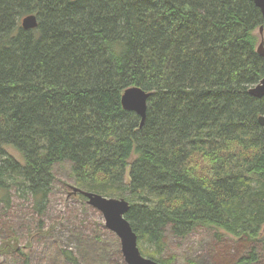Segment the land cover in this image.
<instances>
[{
	"label": "trees",
	"instance_id": "trees-1",
	"mask_svg": "<svg viewBox=\"0 0 264 264\" xmlns=\"http://www.w3.org/2000/svg\"><path fill=\"white\" fill-rule=\"evenodd\" d=\"M261 27L251 0H0V201L43 217L69 162L76 188L129 202L160 264L168 230L264 241ZM131 87L151 93L142 127Z\"/></svg>",
	"mask_w": 264,
	"mask_h": 264
},
{
	"label": "rangeland",
	"instance_id": "rangeland-1",
	"mask_svg": "<svg viewBox=\"0 0 264 264\" xmlns=\"http://www.w3.org/2000/svg\"><path fill=\"white\" fill-rule=\"evenodd\" d=\"M54 174L43 217L35 214L30 200L15 193L10 204L0 201V264H71L65 252L72 253L79 264H126L120 239L106 227L102 213L82 195L73 194L71 164L55 165ZM217 234L198 228L186 238H177L168 230L162 257L173 259V264H237L251 259L255 248L257 256L251 264H264V241L219 239Z\"/></svg>",
	"mask_w": 264,
	"mask_h": 264
},
{
	"label": "water",
	"instance_id": "water-1",
	"mask_svg": "<svg viewBox=\"0 0 264 264\" xmlns=\"http://www.w3.org/2000/svg\"><path fill=\"white\" fill-rule=\"evenodd\" d=\"M251 1L261 10L264 17V0ZM38 24V18L35 15H29L21 21V26L25 31L37 29ZM259 33L261 37L264 36V27L260 28ZM257 52L264 60V41L260 43ZM249 94L257 99L264 98V78L259 84L249 90ZM150 97L151 93L139 87L128 88L122 95L121 103L123 109L138 115L141 118V127L146 119ZM258 123L264 129V115L258 118ZM73 194L82 195L87 199V203L90 206L102 213L106 227L120 239L121 252L126 264H160L142 255L138 245V236L126 219V215L130 210V204L127 200L107 198L96 193L82 191L76 187L73 188Z\"/></svg>",
	"mask_w": 264,
	"mask_h": 264
},
{
	"label": "bare ground",
	"instance_id": "bare-ground-1",
	"mask_svg": "<svg viewBox=\"0 0 264 264\" xmlns=\"http://www.w3.org/2000/svg\"><path fill=\"white\" fill-rule=\"evenodd\" d=\"M87 192V191H86Z\"/></svg>",
	"mask_w": 264,
	"mask_h": 264
}]
</instances>
